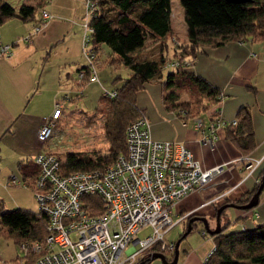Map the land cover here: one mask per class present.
I'll return each mask as SVG.
<instances>
[{"label": "crops", "instance_id": "obj_1", "mask_svg": "<svg viewBox=\"0 0 264 264\" xmlns=\"http://www.w3.org/2000/svg\"><path fill=\"white\" fill-rule=\"evenodd\" d=\"M44 8L52 16L39 31H35ZM84 13L85 0H47L32 21L14 17L0 27V44H10L11 49V54L0 53V198L4 203L12 201V208L34 210L35 175H31V171L36 169V164L33 158L42 151L55 148L52 142L39 140L38 130L44 120L52 116L57 102L63 107L65 100L59 99L60 95L65 94L64 98L68 100V93L76 87L80 93V87L84 86L79 76V69L87 63L81 58ZM102 45L98 54L104 51ZM104 61L107 63L106 58ZM97 63L100 64L99 60ZM191 68L224 94L221 103L224 118L239 119L242 107L251 113L256 145L249 153L260 160L253 174L249 175L239 160L245 153L229 138L227 126L220 128L219 138L211 148L201 141L191 116L183 118L174 107L165 104V91L160 82L146 83L138 92V104L150 119L154 138L184 144L202 168L229 162L222 173L183 197L174 209L176 214H203L213 227L210 216L216 220L218 206L227 199L235 202L245 197L255 187L258 174L264 169V40H232L219 46H204ZM146 89L155 91L154 104L146 96ZM186 93H181L180 100L189 99V93ZM193 112L200 114L205 122L211 119L208 111L194 109ZM61 117L55 120L58 122ZM12 174L20 182L10 181ZM223 214V222H228L226 230L252 228L263 223L264 191L255 207L229 206ZM212 243L203 249L187 251L180 264H204ZM173 253L167 257L172 258ZM29 259L18 242L0 235L1 264H27Z\"/></svg>", "mask_w": 264, "mask_h": 264}, {"label": "trees", "instance_id": "obj_2", "mask_svg": "<svg viewBox=\"0 0 264 264\" xmlns=\"http://www.w3.org/2000/svg\"><path fill=\"white\" fill-rule=\"evenodd\" d=\"M46 1L28 0L15 5L0 0V27L14 17L26 22L32 21ZM179 1L184 8V19L187 24V37L183 41L175 35L172 0H97V9L90 19L93 27L90 42L97 51L95 60L99 81L89 80L91 69L86 63L79 69L86 72L85 77L81 79L82 85L87 82H98L103 88H107L102 83L97 63L99 47L102 44L108 45L111 50L107 63L114 66L124 65L129 69V75L124 78L121 75L115 77V80L121 81V85L113 88L117 91L116 96L110 97L105 93L103 95V100H107L108 103L107 107H101L106 113L104 129L109 141L107 151L70 150L65 153L63 159L57 154L61 160L63 174L77 170H105L121 154L127 152L128 126L145 114L144 109L138 104V92L148 82L158 81L162 84L165 104L169 108L174 107L183 118L200 115L194 113V109L197 112L201 110L210 112L221 100L222 91L218 87L196 75L190 66L187 67L183 63L179 67H171L172 71L164 78L163 69L169 68L166 65L169 60L178 57L181 60L187 59L194 65L197 53L203 51L204 46H219L232 40H264V0ZM148 38L156 40L154 45L157 46L154 51L159 54L158 57H141ZM170 40L173 42L174 56L169 59L166 52L169 50ZM184 91L189 93L188 100H180V95ZM213 115L210 112L211 119ZM238 115L236 125H226L227 132L229 138L246 154L256 145L253 119L246 107H242ZM38 173L39 167L36 164V169L31 171V175H35L36 179ZM263 175L264 169L258 177L262 179ZM259 184L260 182H256L255 187L245 197L234 201L247 202ZM84 198L88 202L87 207L91 214H97L102 210L103 204L97 194ZM227 202L233 200L227 199ZM225 209L221 213V231L210 234L216 249L204 264H264V222L252 228L226 230L228 222H223ZM48 222L47 213L38 209L34 211L22 207L8 208L0 198V235L6 239L19 244L23 241H43ZM194 226L195 221L191 231ZM181 237L183 234L179 238ZM28 255L30 259L27 264L37 261L40 256L36 252ZM150 261L148 252L136 264L140 262L149 264Z\"/></svg>", "mask_w": 264, "mask_h": 264}, {"label": "built area", "instance_id": "obj_3", "mask_svg": "<svg viewBox=\"0 0 264 264\" xmlns=\"http://www.w3.org/2000/svg\"><path fill=\"white\" fill-rule=\"evenodd\" d=\"M86 13L83 23V54L91 72L90 81H99L95 56L91 44L93 27L90 19L97 9V0H85ZM52 16L42 10V20L34 27L39 31ZM0 53L11 54L10 44L1 43ZM191 63L178 57L166 65L176 68ZM85 70L79 71L83 79ZM110 97L116 90L103 88ZM220 101L211 109L214 114L208 122L197 115L194 122L200 139L214 148L220 128L236 125L237 118L222 116ZM209 112V113H210ZM62 113V103L57 102L51 117L44 120L38 130V138L47 141L54 133L55 118ZM39 167L34 182V195L38 210L48 214L49 222L43 241H23L22 250L39 253L38 264H136L152 251L175 250V241L166 240V234L177 223L189 217L190 212L174 217V207L186 195L202 188L225 170L229 162L202 168L193 152L182 143L169 139H156L152 135L151 122L146 114L131 122L127 129V152L105 170H77L67 174L61 171L60 157L52 151H42L33 158ZM249 175L256 170L259 159L251 153L239 157ZM12 182H20L15 174ZM256 182H261L258 177ZM97 194L102 210L91 214L85 196ZM145 226L152 232L146 237L137 236ZM245 228V227H244ZM204 235L207 231L202 230ZM130 244L133 246L127 249ZM140 244V247H136ZM209 250L204 258L216 249ZM1 264V263H0Z\"/></svg>", "mask_w": 264, "mask_h": 264}, {"label": "rangeland", "instance_id": "obj_4", "mask_svg": "<svg viewBox=\"0 0 264 264\" xmlns=\"http://www.w3.org/2000/svg\"><path fill=\"white\" fill-rule=\"evenodd\" d=\"M12 4L18 5L22 2H27L28 0H6ZM30 2V1H29ZM85 13H86V3H85ZM84 13V15H85ZM85 21V17H82V26ZM172 21L175 27V35L180 40L183 41L187 37V24L184 19V8L179 0H172ZM82 34L84 35V28H82ZM83 39V36H82ZM156 40L153 38H148L146 42V46L144 51L141 54L142 58H153L158 57L159 54L155 52L157 45H154ZM170 46L169 50L166 52V57L171 58L174 56V47L173 42L169 41ZM103 53L99 54L98 60L100 64L98 65V70L100 77L102 79V83L108 89H113L114 87L120 85L121 81L115 80V77L121 75L123 78L129 75V69L124 65L114 66L105 63V58L111 52L108 45L103 44ZM81 58L86 62L85 56L83 54V50L81 51ZM104 64V65H102ZM172 71L169 68L163 69L164 78L167 77L168 73ZM70 82H73L72 79ZM80 93L77 92V87L72 92L68 93L69 99L67 100L65 94L60 95V98L65 100L64 105L62 107L63 113L60 121H56L54 125V133L51 138L48 139V142H52L55 146L52 152L58 154L62 159L65 156V153L70 150H83V151H100L105 152L109 147V141L107 140L104 122L106 119V113L101 107H107V100H103L104 90L100 83L92 82L87 83L86 86L80 87ZM147 90V89H146ZM146 96L150 97L151 104H154V100L156 98L155 91L150 89V91H145ZM148 94V95H147ZM188 95V93H186ZM184 94V95H186ZM189 96V95H188ZM210 114V113H209ZM46 142V141H45ZM9 180V179H8ZM7 181V180H6ZM8 182V181H7ZM7 182H5L7 184ZM34 211L38 209L37 200L34 196ZM12 201H5V206L8 208H12ZM29 203V201H27ZM15 205V204H14ZM26 205V204H24ZM14 207V206H13ZM227 208V207H226ZM175 209V207H174ZM183 214L175 213L174 217L177 219L179 216ZM212 221V226H216V220L212 216H210ZM223 218L225 215L223 214ZM233 220V219H231ZM188 219L177 223L170 231L166 234V240H174L175 242L179 239L181 234L187 228ZM205 226L202 221L196 220L195 226L191 232H189L185 237L182 238L180 244L178 246L179 250V264L183 260L184 255L187 251L196 248H206L208 247V243H212L213 240L208 233L204 235L202 233V229ZM235 228L229 229L233 230ZM152 232L151 226H145L137 232V236L143 238ZM4 239L5 237L2 236ZM208 237L210 239H208ZM209 240V241H208ZM213 244V243H212ZM133 244H130L127 249H130ZM136 247H140V244H137ZM213 248V246H210ZM210 248V249H211ZM171 250H166V256H171ZM149 264H163V261L160 257H156L152 259Z\"/></svg>", "mask_w": 264, "mask_h": 264}, {"label": "water", "instance_id": "obj_5", "mask_svg": "<svg viewBox=\"0 0 264 264\" xmlns=\"http://www.w3.org/2000/svg\"><path fill=\"white\" fill-rule=\"evenodd\" d=\"M228 1L245 2V1H250V0H228ZM263 188H264V175H263V178L261 179V182L258 185L257 189L255 190V192L252 194V196L250 197V199L247 202H245V203L226 202V203H223L220 206H218L217 211H216V218H215L216 219V226L215 227L210 226L209 220L205 215L199 214V213L192 214L188 219L187 229L184 231L183 237L186 236L191 231L192 226H193V222L196 220H200L203 222L205 229L209 234H215V233L220 232L221 231V213H222V210L225 209L226 207H229V206H234V207L242 208V209H248V208L255 207L259 203L260 194H261ZM183 237L179 238L176 241V247H175L172 258H168L166 256V254L162 251H152L149 253L150 260H152L156 257H160L163 261V264H178V259H179L178 246H179L180 241L182 240ZM139 264H142V262H140Z\"/></svg>", "mask_w": 264, "mask_h": 264}, {"label": "bare ground", "instance_id": "obj_6", "mask_svg": "<svg viewBox=\"0 0 264 264\" xmlns=\"http://www.w3.org/2000/svg\"><path fill=\"white\" fill-rule=\"evenodd\" d=\"M176 245V244H175ZM174 252V251H173ZM165 253V252H164Z\"/></svg>", "mask_w": 264, "mask_h": 264}, {"label": "flooded vegetation", "instance_id": "obj_7", "mask_svg": "<svg viewBox=\"0 0 264 264\" xmlns=\"http://www.w3.org/2000/svg\"><path fill=\"white\" fill-rule=\"evenodd\" d=\"M226 203V202H225Z\"/></svg>", "mask_w": 264, "mask_h": 264}]
</instances>
